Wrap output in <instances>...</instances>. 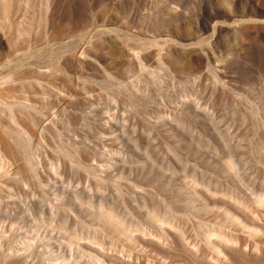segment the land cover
<instances>
[{
    "label": "rangeland",
    "instance_id": "374dc122",
    "mask_svg": "<svg viewBox=\"0 0 264 264\" xmlns=\"http://www.w3.org/2000/svg\"><path fill=\"white\" fill-rule=\"evenodd\" d=\"M0 264H264V0H0Z\"/></svg>",
    "mask_w": 264,
    "mask_h": 264
}]
</instances>
